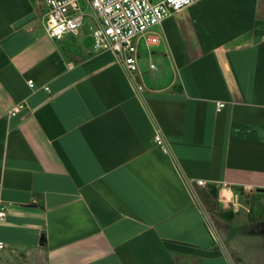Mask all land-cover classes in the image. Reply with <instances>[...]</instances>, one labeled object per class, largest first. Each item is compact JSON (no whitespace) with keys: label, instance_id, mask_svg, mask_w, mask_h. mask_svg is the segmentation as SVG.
<instances>
[{"label":"crops","instance_id":"1","mask_svg":"<svg viewBox=\"0 0 264 264\" xmlns=\"http://www.w3.org/2000/svg\"><path fill=\"white\" fill-rule=\"evenodd\" d=\"M45 13L0 0V264H264V0L165 18L137 43L140 92L89 25L56 40ZM197 181L241 218L209 217Z\"/></svg>","mask_w":264,"mask_h":264},{"label":"built area","instance_id":"2","mask_svg":"<svg viewBox=\"0 0 264 264\" xmlns=\"http://www.w3.org/2000/svg\"><path fill=\"white\" fill-rule=\"evenodd\" d=\"M46 13L42 18V29L51 38L59 40L67 33L76 34L84 26V18L90 19V36L92 52H110L115 61L123 69L127 79L140 92L143 87L137 83L135 73L138 70L137 43L143 38L149 44L157 43L150 30L158 26L165 18L200 0H42ZM82 5L90 8V13L82 9ZM153 67V66H150ZM33 88L32 80L27 81ZM223 102H216L220 110ZM21 106H15L10 116L16 115ZM154 142L166 151L161 135L156 131ZM204 187L203 181H197ZM227 190L226 184L222 185ZM6 206L0 201V221L5 218ZM4 247L0 242V249Z\"/></svg>","mask_w":264,"mask_h":264},{"label":"rangeland","instance_id":"3","mask_svg":"<svg viewBox=\"0 0 264 264\" xmlns=\"http://www.w3.org/2000/svg\"><path fill=\"white\" fill-rule=\"evenodd\" d=\"M83 11L88 15L90 13V8L86 5H82ZM90 24V19L88 17L84 18V27L87 28V25ZM72 47L73 43H69ZM75 46V45H74ZM66 46H63V50L66 56L71 57L69 53V49L65 48ZM196 197L198 199L199 204L204 208V210L207 212L209 217H221L224 216L227 217V215H237V210L239 208L241 218V208L237 206L234 201L227 196V191L223 190V187L218 188L214 185H205L204 187L198 186L196 184ZM238 196L240 197V203L244 206V208H247L249 211L250 207H253L254 211H259V213L262 212L261 208L259 207V196L255 192H244L241 189H235ZM241 205V207H242ZM236 209V210H235ZM235 210V211H234ZM248 215V213H247Z\"/></svg>","mask_w":264,"mask_h":264},{"label":"trees","instance_id":"4","mask_svg":"<svg viewBox=\"0 0 264 264\" xmlns=\"http://www.w3.org/2000/svg\"><path fill=\"white\" fill-rule=\"evenodd\" d=\"M253 209H254L253 207H250L249 211H248V219L250 222H252L256 216L261 215V213H259V211H254ZM233 217H234V215L229 214V215H227V217L224 216L223 218L226 220H231Z\"/></svg>","mask_w":264,"mask_h":264}]
</instances>
